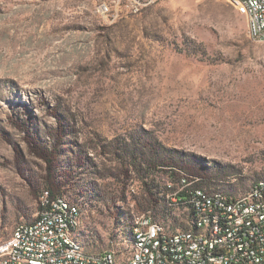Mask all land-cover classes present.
<instances>
[{"label":"rangeland","instance_id":"obj_1","mask_svg":"<svg viewBox=\"0 0 264 264\" xmlns=\"http://www.w3.org/2000/svg\"><path fill=\"white\" fill-rule=\"evenodd\" d=\"M248 30L239 0H0V257L43 190L78 205L85 252L128 264L137 218L189 229L182 176L229 196L264 179Z\"/></svg>","mask_w":264,"mask_h":264},{"label":"bare ground","instance_id":"obj_2","mask_svg":"<svg viewBox=\"0 0 264 264\" xmlns=\"http://www.w3.org/2000/svg\"><path fill=\"white\" fill-rule=\"evenodd\" d=\"M245 7L249 16V36L256 41L264 43V33H261L262 8L254 0H239ZM48 192H45L41 200L49 199ZM170 197V196H169ZM173 205L181 204L191 208L189 229L168 232L162 225L154 222L150 217L142 216L138 222L135 221L132 235L133 248L128 264H134L138 254L141 252V245L144 243V264H159L158 241L162 239L163 253L170 264H189L190 252L174 251V245H170L169 239H177V246L206 247V240L212 242V250H221L222 247L243 245V238H236L240 234H253L254 226L251 224L255 219L264 217V180L256 183L247 193L240 196H229L221 192L206 193L201 191L198 195H185L174 200H169ZM222 201L223 205H229L233 210L228 215L220 214L219 209H211L202 205L214 204ZM53 209L63 219L57 220V227L63 232L66 242L65 253L83 254L85 263L105 261L107 264H116L111 253H87L78 240L74 239L73 232L79 222V207L66 198H58L53 202ZM35 221L23 223L16 227L14 241L11 248L0 257V264H8L13 261L16 254V246L21 243L24 228H35V223L42 218V210ZM204 239V240H203ZM229 259V251L217 253V264H226ZM192 264H206L196 262Z\"/></svg>","mask_w":264,"mask_h":264},{"label":"built area","instance_id":"obj_3","mask_svg":"<svg viewBox=\"0 0 264 264\" xmlns=\"http://www.w3.org/2000/svg\"><path fill=\"white\" fill-rule=\"evenodd\" d=\"M262 8L261 33H264V0H254ZM100 7H103V3ZM256 38V37H252ZM189 178L181 177L178 182V188L170 194L171 200L185 195H198L203 189H193ZM173 189L172 183L168 185ZM53 199L40 200L42 218L35 223V228H24L21 243L16 246V254L13 255V261L8 264H107V255L105 261L85 263L83 254L65 253L64 244L67 243L63 237V232L57 227V220L63 219L59 213L53 209ZM211 209H219L220 214L228 215L233 210L229 205H223L222 201L214 204L202 205ZM139 228V219H136ZM254 226L253 234H240L236 238H243V245L222 247L221 250H212V242L215 240H206V247H199V244L193 246H177V239H169L170 245H174V251L190 252L189 264L204 262L206 264H217V253L229 251V259L226 264H264V217L255 219L251 224ZM204 240V239H203ZM159 264H170L165 259L163 253L162 239L158 241ZM144 243L141 245V252L138 254L134 264H144Z\"/></svg>","mask_w":264,"mask_h":264},{"label":"trees","instance_id":"obj_4","mask_svg":"<svg viewBox=\"0 0 264 264\" xmlns=\"http://www.w3.org/2000/svg\"><path fill=\"white\" fill-rule=\"evenodd\" d=\"M150 163V162H149ZM183 178H188V177H183ZM262 180H264V179H262ZM259 181H261V180H258V181H256L255 183H254V185L256 184V183H258ZM253 185V186H254ZM51 188H52V186H51ZM193 189H200V188H196V187H193ZM203 191H205V190H203ZM45 192H48V194H49V196H48V198H50V199H53V200H56V199H58V198H65V197H62V196H60V195H55L54 194V191H53V189L51 190H43L41 193H40V196H39V205H40V200H41V197L43 196V194L45 193ZM206 192V191H205ZM206 193H208V192H206ZM214 193H216V192H214ZM209 194H212V193H209ZM224 194V193H223ZM227 195V194H226ZM72 203V202H71ZM74 204V203H73ZM76 205V204H75ZM154 204L153 203H151L150 204V207L151 206H153ZM78 206V205H77ZM169 206H171V207H174V208H182V209H188V211L189 212H191V208L189 207V206H186V205H181V204H179V205H177V204H175V205H173L170 201H169ZM149 208V207H148ZM40 210H41V207H40ZM149 210V209H148ZM153 210H156V208L155 209H153ZM79 211H80V209H79ZM191 215V214H190ZM145 216H147V217H150L149 215H145ZM79 217H80V215H79ZM151 218V217H150ZM152 219V218H151ZM153 220V219H152ZM14 241V240H13ZM13 244V243H12ZM12 246V245H11ZM11 248V247H10Z\"/></svg>","mask_w":264,"mask_h":264}]
</instances>
